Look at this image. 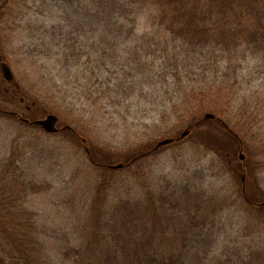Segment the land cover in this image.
<instances>
[{
  "label": "rangeland",
  "instance_id": "374dc122",
  "mask_svg": "<svg viewBox=\"0 0 264 264\" xmlns=\"http://www.w3.org/2000/svg\"><path fill=\"white\" fill-rule=\"evenodd\" d=\"M83 5L0 6L1 61L14 76L1 82L0 75V250L17 253L7 237L22 211L39 243L34 261L23 264H101L112 236L126 232L129 246L141 235L173 252L177 264H264V212L247 203L241 181L244 167L246 192L264 199L262 42L246 35L236 47L185 51L152 36L150 12L140 16L138 36L123 37L99 14L92 24ZM249 5L264 21V0ZM199 103L206 108L199 117L182 116ZM7 111L28 120L53 113L59 130L48 133ZM206 112L232 129L242 148H204L201 134L217 137L210 119L195 130L189 124ZM185 128L184 138L149 151ZM117 163L124 166L108 167Z\"/></svg>",
  "mask_w": 264,
  "mask_h": 264
},
{
  "label": "trees",
  "instance_id": "16d2710c",
  "mask_svg": "<svg viewBox=\"0 0 264 264\" xmlns=\"http://www.w3.org/2000/svg\"><path fill=\"white\" fill-rule=\"evenodd\" d=\"M83 10L92 24L96 22L95 14H99V21L105 19L106 22H114L119 35L123 37L138 36L135 32L137 23L141 20L144 12H150L148 20L151 25H155L152 33L153 37L169 38L171 42L177 43L179 49H192L195 46H223L231 48L238 45L239 40L245 39L249 35L247 42H262L264 47V21L256 10L250 8V0H83ZM87 3V4H86ZM7 0H1L0 6H5ZM245 4L244 7L239 6ZM86 5V9H85ZM152 12V13H151ZM250 13L254 19L250 18ZM261 13V12H260ZM264 13V10H263ZM219 14H222L219 16ZM252 20L253 23H249ZM252 26V27H249ZM165 32V33H163ZM146 34L143 33L142 37ZM261 44V45H262ZM152 44L149 45V49ZM222 48V49H225ZM143 51V50H141ZM140 50H136L137 55H141ZM169 54V53H168ZM163 55V54H162ZM172 55L177 57L176 52ZM164 56V55H163ZM180 82V81H179ZM178 82V83H179ZM180 89L185 92V88L179 84ZM177 87V88H178ZM199 95V92H195ZM179 95V94H178ZM199 103L195 107L183 109L182 116L187 115L189 119H196L199 113L206 108ZM193 108V109H192ZM211 126L215 128L212 132L217 133V137L208 131L201 134L199 139L205 148H232L236 145L241 148L239 138L234 131L228 130L224 122L216 117L211 119ZM190 129L195 130L197 125L189 124ZM194 132V131H193ZM224 140L220 144L219 134ZM197 141V140H195ZM97 151H91L92 159L98 157ZM138 156V155H137ZM132 158L128 159L130 161ZM245 190V189H244ZM245 200L248 204L258 205L259 212H264V206L260 202L264 199L251 195L246 192ZM4 194V193H3ZM254 194V193H253ZM12 192L10 200L13 201ZM7 201L9 205H15ZM7 203V204H8ZM20 220L9 221V236L7 239L12 242L17 249L15 255H10L8 251L0 250V264H23L34 261L35 248L39 246L38 240L34 235H28L35 227L28 212L21 211ZM2 224V223H0ZM122 239L112 236L114 242L108 243V253L101 261V264H174L173 252H161L153 246L152 240H144L141 235L134 245L129 246V233H121ZM144 237V235H143ZM161 239V237H159ZM142 242V244L140 243ZM38 244V245H37ZM21 245V246H20ZM110 245H113L112 250ZM20 246V247H19ZM112 247V248H113ZM113 251V252H112ZM18 254V259L16 255Z\"/></svg>",
  "mask_w": 264,
  "mask_h": 264
},
{
  "label": "water",
  "instance_id": "95a60500",
  "mask_svg": "<svg viewBox=\"0 0 264 264\" xmlns=\"http://www.w3.org/2000/svg\"><path fill=\"white\" fill-rule=\"evenodd\" d=\"M0 72H1L2 78L5 81H11L13 79V74H12V72H11V70L7 64H5V63L0 64ZM214 118H215V115L213 113L206 112V113H204L202 119L199 120L198 122H196L195 124L200 123V121H202V120L214 119ZM21 120L23 122L29 123L31 125L32 124L39 125L44 131H46L48 133H55L59 130L57 127L58 117L53 113H48L44 117L39 118V119H35L32 121H29L27 118H21ZM65 127H67V126H65ZM189 132H190L189 128H185L184 130H182V132L180 133V135L178 137H165V138L159 140L153 146L152 151L157 150L159 147L166 145V144H169L175 140H179L181 138H184L185 136H187L189 134ZM239 158L244 159V155L242 153V150L239 151ZM123 166H124L123 163L108 165V167L111 169H118V168H121ZM244 180H245V172H243L241 175V181L243 183V186H244ZM260 205L264 206V202H261Z\"/></svg>",
  "mask_w": 264,
  "mask_h": 264
},
{
  "label": "flooded vegetation",
  "instance_id": "af4514ba",
  "mask_svg": "<svg viewBox=\"0 0 264 264\" xmlns=\"http://www.w3.org/2000/svg\"><path fill=\"white\" fill-rule=\"evenodd\" d=\"M0 63H1V56H0ZM1 82H4L3 79H1ZM4 91L7 92V88H4ZM20 101H23V99L20 98ZM26 109H27V110H30V107L27 106ZM0 112H1V113H5L6 111H4V110H2V109L0 108ZM7 112H8V113H6V114H8V115L15 116V117H17L18 119L20 118V117H19V113H17L16 111H7Z\"/></svg>",
  "mask_w": 264,
  "mask_h": 264
}]
</instances>
